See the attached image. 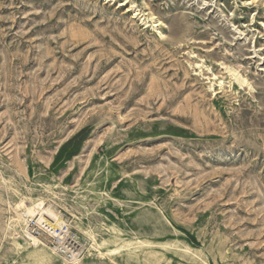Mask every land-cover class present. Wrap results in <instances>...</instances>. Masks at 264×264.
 I'll use <instances>...</instances> for the list:
<instances>
[{
  "label": "rangeland",
  "instance_id": "obj_1",
  "mask_svg": "<svg viewBox=\"0 0 264 264\" xmlns=\"http://www.w3.org/2000/svg\"><path fill=\"white\" fill-rule=\"evenodd\" d=\"M30 199L80 264H264V0H0V264H66Z\"/></svg>",
  "mask_w": 264,
  "mask_h": 264
},
{
  "label": "bare ground",
  "instance_id": "obj_2",
  "mask_svg": "<svg viewBox=\"0 0 264 264\" xmlns=\"http://www.w3.org/2000/svg\"><path fill=\"white\" fill-rule=\"evenodd\" d=\"M236 78L240 81V83H245L247 80L242 77ZM20 210L18 211V223L15 224L16 229L15 233L16 235H22L24 237V243H21L18 240H15V243L18 247L22 249L29 250L30 247L32 249L39 250V249H47L52 254L57 255L59 258H61L66 264H80L82 260L85 257L84 254V244H81V247L78 242V235H75V239L78 242L79 245V251L76 255L73 257H64L60 254H57L55 249H50L47 247V245L40 239L32 237L28 233V221L30 218L38 217L40 221H46L48 222L54 231H56L57 228H65L67 232L70 233V227L71 223L69 222V219L67 218V213L64 211V209H61L59 207L58 203L56 201H45L43 199H30V201L25 202L21 201L18 205Z\"/></svg>",
  "mask_w": 264,
  "mask_h": 264
},
{
  "label": "built area",
  "instance_id": "obj_3",
  "mask_svg": "<svg viewBox=\"0 0 264 264\" xmlns=\"http://www.w3.org/2000/svg\"><path fill=\"white\" fill-rule=\"evenodd\" d=\"M28 233L38 239L50 242L54 249L64 257H73L79 251L78 242L73 233L65 228H57L56 231L46 221H40L38 217L28 221Z\"/></svg>",
  "mask_w": 264,
  "mask_h": 264
}]
</instances>
